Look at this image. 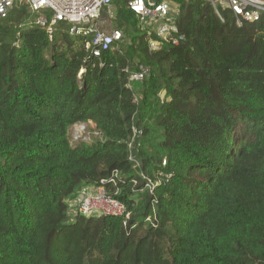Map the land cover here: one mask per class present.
<instances>
[{
    "label": "trees",
    "instance_id": "16d2710c",
    "mask_svg": "<svg viewBox=\"0 0 264 264\" xmlns=\"http://www.w3.org/2000/svg\"><path fill=\"white\" fill-rule=\"evenodd\" d=\"M173 1L183 41L153 53L129 0L113 3L122 41L98 58L38 13L0 20V264H264L263 24ZM138 64L149 75L129 91ZM89 122L98 139L72 147L69 128ZM114 170L126 225L70 220L69 200ZM139 173L154 187L131 200Z\"/></svg>",
    "mask_w": 264,
    "mask_h": 264
},
{
    "label": "built area",
    "instance_id": "2783aa9c",
    "mask_svg": "<svg viewBox=\"0 0 264 264\" xmlns=\"http://www.w3.org/2000/svg\"><path fill=\"white\" fill-rule=\"evenodd\" d=\"M114 1L117 0H0V20L5 19L13 7L27 9L31 13H38L35 19L36 25L46 29L51 36L55 27L59 24L68 26L71 36H79L84 39V49L90 50L94 57H100L103 51L112 46H118L122 41V33L118 29L106 32L101 29L100 17L104 9L111 13L114 10ZM212 6L216 16L224 22L222 11H228L237 27L247 24L262 23L264 27V0H206ZM129 10L135 15L139 28L144 32L145 42L149 53L161 49L164 45L178 46L183 41L177 26L179 7L173 0H129ZM124 73L127 76L126 88L132 91L134 83L142 82L149 75L146 65L138 64L135 70L126 67ZM140 132L133 131V139L128 145L130 152L135 150L139 143H135ZM134 162L132 154L128 157ZM165 166V160L161 163ZM169 176L166 175V178ZM138 179L131 180L130 199L136 200V194L147 189L150 193L153 183L146 180L142 173ZM121 173L114 170L108 179L100 180L93 187H82L77 195L68 202V214L70 220L74 217L121 218L123 225L130 218V211L122 201L116 199L119 193L118 184L121 182ZM155 218L147 216L146 223L152 225Z\"/></svg>",
    "mask_w": 264,
    "mask_h": 264
},
{
    "label": "rangeland",
    "instance_id": "374dc122",
    "mask_svg": "<svg viewBox=\"0 0 264 264\" xmlns=\"http://www.w3.org/2000/svg\"><path fill=\"white\" fill-rule=\"evenodd\" d=\"M101 29L110 32L114 28L113 11L112 14L100 17ZM69 142L72 147H75L80 142L91 143L93 140L98 139V134L94 129V124L89 122L87 124H76L69 128L68 131ZM71 221L67 222L70 224Z\"/></svg>",
    "mask_w": 264,
    "mask_h": 264
},
{
    "label": "bare ground",
    "instance_id": "6f19581e",
    "mask_svg": "<svg viewBox=\"0 0 264 264\" xmlns=\"http://www.w3.org/2000/svg\"><path fill=\"white\" fill-rule=\"evenodd\" d=\"M23 2H24V0H23Z\"/></svg>",
    "mask_w": 264,
    "mask_h": 264
}]
</instances>
